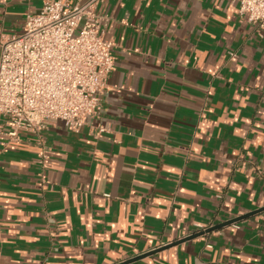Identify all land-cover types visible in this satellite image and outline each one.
<instances>
[{
    "label": "crops",
    "instance_id": "1",
    "mask_svg": "<svg viewBox=\"0 0 264 264\" xmlns=\"http://www.w3.org/2000/svg\"><path fill=\"white\" fill-rule=\"evenodd\" d=\"M44 4L0 0V54ZM99 10L115 68L98 114L0 140V264H264V32L235 0Z\"/></svg>",
    "mask_w": 264,
    "mask_h": 264
},
{
    "label": "built area",
    "instance_id": "2",
    "mask_svg": "<svg viewBox=\"0 0 264 264\" xmlns=\"http://www.w3.org/2000/svg\"><path fill=\"white\" fill-rule=\"evenodd\" d=\"M103 1L72 5L67 0H45L42 9L27 14L22 32L2 41L3 144L19 142L21 131L40 136L57 120L69 130L80 131L98 114L115 68V43L105 37L109 16L99 10ZM235 1L240 14L264 32V0ZM106 130L98 126L99 133ZM39 162L46 166L45 152Z\"/></svg>",
    "mask_w": 264,
    "mask_h": 264
},
{
    "label": "water",
    "instance_id": "3",
    "mask_svg": "<svg viewBox=\"0 0 264 264\" xmlns=\"http://www.w3.org/2000/svg\"><path fill=\"white\" fill-rule=\"evenodd\" d=\"M261 209H264V208H261ZM261 209H260V210H261ZM257 211H258V210H257ZM255 212H256V211H253V212H250V213L244 214V215H242V216H239V217H237V218L229 219V220H227V221H225V222H222V223H220V224L213 225V226H211V227H209V228H207V229H205V230H203V231H200L199 233L192 234V235L188 236L187 238H184V239H182V240H179V241H177V242H174V244L180 243V242H182V241H184V240H186V239H192V238H195V237H197V236H199V235H203V234H205V233H209V232H211V231H213V230H218V229H220V228H222V227H224V226H226V225H230V224L235 223V222H237V221H239V220H241V219H244V218H246V217H249V216H251L252 214H254ZM172 244H173V243H172ZM172 244H169V245H172ZM159 249H162V248H159ZM154 251H157V250H154ZM154 251L147 252L146 254H142V255H140V256H138V257H143V256H145V255H147V254L153 253Z\"/></svg>",
    "mask_w": 264,
    "mask_h": 264
}]
</instances>
